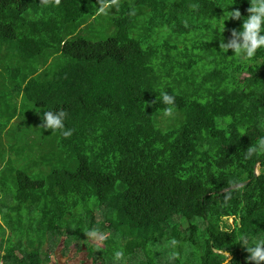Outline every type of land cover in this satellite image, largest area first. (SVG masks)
Masks as SVG:
<instances>
[{"label":"trees","instance_id":"trees-1","mask_svg":"<svg viewBox=\"0 0 264 264\" xmlns=\"http://www.w3.org/2000/svg\"><path fill=\"white\" fill-rule=\"evenodd\" d=\"M250 7V0H0V51L14 46L18 59L13 91L45 111H67L73 134L56 131L59 154L76 161L38 177L16 170L15 189H6L16 204L0 222L4 264H52L50 252L62 245L66 254L72 243L92 264L152 244L159 264H225L219 251L232 256L229 264H255L242 240L264 241V151H246L264 137V48L244 59L220 47ZM108 9L111 35L90 39L93 20ZM236 10L240 19L229 18ZM156 32L171 36L150 41ZM164 92L174 98L171 122ZM2 106L0 99L2 119L17 115ZM95 232L104 245L91 243ZM183 244L197 254L171 253Z\"/></svg>","mask_w":264,"mask_h":264},{"label":"rangeland","instance_id":"rangeland-1","mask_svg":"<svg viewBox=\"0 0 264 264\" xmlns=\"http://www.w3.org/2000/svg\"><path fill=\"white\" fill-rule=\"evenodd\" d=\"M127 1V0H124ZM115 14V10H105L99 17L93 20V27L90 31L89 38L92 40H102L111 35L109 28L111 19ZM98 16V15H97ZM139 20V17H138ZM144 21V18H141ZM143 35V33H140ZM170 33H154L149 37L150 41H163L170 38ZM172 42L176 41V36L172 38ZM171 41V40H170ZM14 46L11 49L0 51V99L3 100L1 110L8 115L16 110L17 115L10 121L0 117V222L5 225L4 212L9 209L10 204H16L13 198V192H8L6 189L13 187L15 189V172L16 170H24L27 174L38 177L44 176L51 172L54 168H67L68 165L75 164V160L68 157L65 158L61 152L57 133L52 134V130L44 129L42 127V114L45 110L27 100L23 94H18L13 91L10 75L17 68L18 59L15 54ZM52 63V61H51ZM51 70V69H50ZM8 78V82L5 80ZM165 117V116H163ZM166 121L171 122L170 117H165ZM165 122V121H164ZM259 167V166H258ZM260 170V168H259ZM7 194V195H5ZM16 213V212H14ZM3 214V216H2ZM27 220V218H25ZM229 223L233 219H228ZM4 232V227H0V240ZM114 235L116 233H113ZM103 235L95 232L90 236L91 243H98L104 245ZM118 234L115 235V240ZM47 246L50 243L46 244ZM42 248L47 253L50 252L47 248ZM173 246L171 253L181 254L182 259L188 255H196L197 252L192 246L183 244L182 246ZM72 250L66 254L62 253V245H58L55 251L50 252L52 264H92L84 261L86 258L85 252H77V244L72 243ZM139 250L137 252H129L125 248H120L116 256H111V264H150V258L147 257V252L153 256L154 264H159L160 260L155 248V244L150 245L147 249ZM87 253H89L87 251ZM146 255V258L144 256ZM45 256V255H44ZM183 264V263H180Z\"/></svg>","mask_w":264,"mask_h":264},{"label":"clouds","instance_id":"clouds-1","mask_svg":"<svg viewBox=\"0 0 264 264\" xmlns=\"http://www.w3.org/2000/svg\"><path fill=\"white\" fill-rule=\"evenodd\" d=\"M251 7L248 9L249 15L243 22L242 29L240 31H233L232 38L227 42H221L222 53L229 51V49L234 50V55L241 54L242 58L248 59L252 58L256 52L264 48V0H250ZM229 18L240 19L241 13L236 11H231ZM161 101L165 105H169L163 111L165 117L172 115V107L174 98L168 93H161ZM67 117V111L61 109L59 111H45L42 114V127L44 129L52 130V134L56 131H60L62 136L65 138L70 137L73 133L71 129H66L65 120ZM258 150L264 151V137H261L257 141L256 147H249L247 151V156L251 157ZM243 244L246 246L247 251L250 253L248 259L250 262H255V264H264V241L256 243L254 246L249 247L247 240H242ZM175 241H173V244ZM225 260V264H229V254ZM0 264H4L0 259Z\"/></svg>","mask_w":264,"mask_h":264},{"label":"water","instance_id":"water-1","mask_svg":"<svg viewBox=\"0 0 264 264\" xmlns=\"http://www.w3.org/2000/svg\"><path fill=\"white\" fill-rule=\"evenodd\" d=\"M259 168H260V167H258V165H256V167H255V176H259V174H260V170H259ZM249 182H250V181L239 182V183H237V184H234V185H232V186H230V187L225 188L222 192H225V191H228V190H231V189H235V188H238V187L244 186V185L248 184ZM218 251H219V250H218ZM219 252H221V253H225V254H229L228 252H223V251H219ZM231 258H232V256L229 255V259H231Z\"/></svg>","mask_w":264,"mask_h":264}]
</instances>
